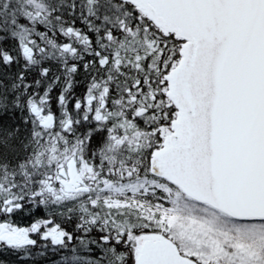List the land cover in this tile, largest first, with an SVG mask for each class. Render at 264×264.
I'll return each instance as SVG.
<instances>
[{"label":"snow or ice","instance_id":"snow-or-ice-1","mask_svg":"<svg viewBox=\"0 0 264 264\" xmlns=\"http://www.w3.org/2000/svg\"><path fill=\"white\" fill-rule=\"evenodd\" d=\"M0 256L264 264V0H0Z\"/></svg>","mask_w":264,"mask_h":264},{"label":"trees","instance_id":"trees-1","mask_svg":"<svg viewBox=\"0 0 264 264\" xmlns=\"http://www.w3.org/2000/svg\"><path fill=\"white\" fill-rule=\"evenodd\" d=\"M18 223H20L21 225H26L27 224V220L21 219V220L18 221ZM0 259H8V257L0 256ZM39 264H44V262L40 261Z\"/></svg>","mask_w":264,"mask_h":264}]
</instances>
